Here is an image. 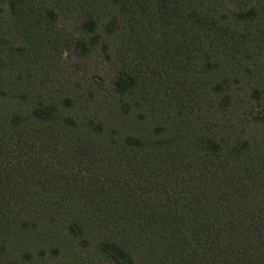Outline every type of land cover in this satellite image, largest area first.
<instances>
[{
	"label": "trees",
	"instance_id": "1",
	"mask_svg": "<svg viewBox=\"0 0 264 264\" xmlns=\"http://www.w3.org/2000/svg\"><path fill=\"white\" fill-rule=\"evenodd\" d=\"M264 264V0H0V264Z\"/></svg>",
	"mask_w": 264,
	"mask_h": 264
},
{
	"label": "rangeland",
	"instance_id": "2",
	"mask_svg": "<svg viewBox=\"0 0 264 264\" xmlns=\"http://www.w3.org/2000/svg\"><path fill=\"white\" fill-rule=\"evenodd\" d=\"M44 263H45V264H60L59 261L54 260V259H51L50 257H49V258H46V259L44 260Z\"/></svg>",
	"mask_w": 264,
	"mask_h": 264
}]
</instances>
